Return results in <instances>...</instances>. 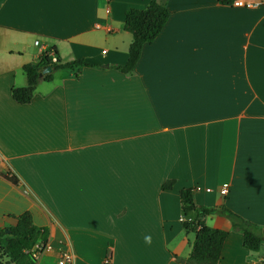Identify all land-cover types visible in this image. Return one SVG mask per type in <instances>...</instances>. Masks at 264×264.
I'll list each match as a JSON object with an SVG mask.
<instances>
[{
    "label": "crops",
    "instance_id": "obj_1",
    "mask_svg": "<svg viewBox=\"0 0 264 264\" xmlns=\"http://www.w3.org/2000/svg\"><path fill=\"white\" fill-rule=\"evenodd\" d=\"M147 1L0 0V227L27 210L31 247L50 246L19 264H53L60 243L73 264H186L181 188L264 223V0H164L161 29L120 72L124 12ZM34 40L92 65L50 69L19 103ZM204 222L228 230L215 264H264V243L249 251L225 217Z\"/></svg>",
    "mask_w": 264,
    "mask_h": 264
},
{
    "label": "trees",
    "instance_id": "obj_2",
    "mask_svg": "<svg viewBox=\"0 0 264 264\" xmlns=\"http://www.w3.org/2000/svg\"><path fill=\"white\" fill-rule=\"evenodd\" d=\"M220 4H230L232 0H217ZM168 15V10L164 0H148L141 8H127L121 22V28L127 30L130 41L127 46V55L124 62L113 67L120 72L132 70L138 59L140 48L143 43L150 42L161 29ZM50 50H53L50 48ZM49 65L50 69L58 67L75 68V73L82 65H92L83 59H76L67 62L50 61L47 56H43L36 61L22 64L26 82L22 86L10 87V96L16 102H28L35 84L38 80H48L51 72L47 71L39 75L40 70ZM1 175L12 183H17V177L6 170ZM171 180H165L161 186L168 189ZM181 212L185 217L181 221L182 227L194 233L189 252L185 258L186 264H215L220 256V247L228 230L220 227L208 226L204 222L207 215H219L225 217L229 222V229L238 231L241 234V245L249 251L257 250L264 243V223L256 224L239 214L235 213L223 204L205 206L195 204L191 198L190 188H181L178 191ZM192 211L190 215L188 212ZM14 223L0 227V263L4 256L18 261V264L28 259L29 249L34 242L39 229L32 223L30 213L27 210L13 216ZM5 243H2V237ZM28 264H31L30 262Z\"/></svg>",
    "mask_w": 264,
    "mask_h": 264
},
{
    "label": "built area",
    "instance_id": "obj_3",
    "mask_svg": "<svg viewBox=\"0 0 264 264\" xmlns=\"http://www.w3.org/2000/svg\"><path fill=\"white\" fill-rule=\"evenodd\" d=\"M230 4L233 5H241L243 2L241 0H232ZM34 44H38L37 40L33 41ZM39 46V53H38V59L47 56L50 61H56L55 55L53 52L47 48H44L41 44H38ZM193 189H200L199 185L193 186ZM205 191H208V187L203 188ZM219 192L224 194L226 192L225 186H221L219 189ZM178 219L180 221H183L184 219H189V217H185L183 214H180L178 216ZM50 248V246L44 245L42 243H34L32 247H30L28 250L26 249L25 252L30 254L33 258L37 256L40 250H44ZM53 264H73V253L72 251L63 243H60L56 248V256L54 259Z\"/></svg>",
    "mask_w": 264,
    "mask_h": 264
},
{
    "label": "water",
    "instance_id": "obj_4",
    "mask_svg": "<svg viewBox=\"0 0 264 264\" xmlns=\"http://www.w3.org/2000/svg\"><path fill=\"white\" fill-rule=\"evenodd\" d=\"M50 70V66L49 65H45L39 72V75H41L42 73H45L47 71Z\"/></svg>",
    "mask_w": 264,
    "mask_h": 264
},
{
    "label": "rangeland",
    "instance_id": "obj_5",
    "mask_svg": "<svg viewBox=\"0 0 264 264\" xmlns=\"http://www.w3.org/2000/svg\"><path fill=\"white\" fill-rule=\"evenodd\" d=\"M189 214H192V213H189ZM2 238H3V244H4V243H5V238H6V237H2Z\"/></svg>",
    "mask_w": 264,
    "mask_h": 264
}]
</instances>
